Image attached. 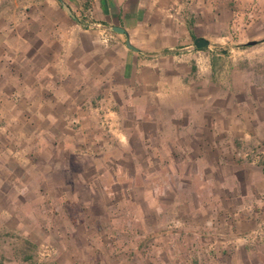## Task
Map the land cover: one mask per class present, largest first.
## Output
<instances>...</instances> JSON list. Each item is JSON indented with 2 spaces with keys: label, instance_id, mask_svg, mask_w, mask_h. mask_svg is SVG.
<instances>
[{
  "label": "rangeland",
  "instance_id": "obj_1",
  "mask_svg": "<svg viewBox=\"0 0 264 264\" xmlns=\"http://www.w3.org/2000/svg\"><path fill=\"white\" fill-rule=\"evenodd\" d=\"M3 1L27 17V0ZM80 1L77 15L87 5ZM200 1L196 37L210 41L220 64L190 162L178 163L185 156L169 149L160 165L151 132L144 143L133 137L137 158L105 154L107 174L98 178L88 159L82 176L75 167L59 180L34 172L25 182L1 178L0 264H264V0H204L212 12ZM217 12L223 22L209 23ZM8 118L0 114V130L15 146ZM109 121L101 134L120 147Z\"/></svg>",
  "mask_w": 264,
  "mask_h": 264
},
{
  "label": "crops",
  "instance_id": "obj_2",
  "mask_svg": "<svg viewBox=\"0 0 264 264\" xmlns=\"http://www.w3.org/2000/svg\"><path fill=\"white\" fill-rule=\"evenodd\" d=\"M77 1L27 0L21 19L0 0V114L12 121L10 137L19 139L8 145L0 130V154L15 155L11 161L0 156V179L25 182L34 172L59 180L65 168L75 167L82 176L86 159L98 178L107 174L100 172L105 154L120 150L137 158L133 137L144 143L143 133L151 132L157 133L160 165L169 149L185 156L178 163H189L212 113L205 101L212 100L220 64L195 46L203 22L193 21L194 0H86L78 7L81 17ZM199 5L212 12L208 2ZM220 16L207 20L222 23ZM83 20L96 26L89 29ZM106 121L118 130L120 147L101 134ZM41 158L45 168L38 167Z\"/></svg>",
  "mask_w": 264,
  "mask_h": 264
},
{
  "label": "water",
  "instance_id": "obj_3",
  "mask_svg": "<svg viewBox=\"0 0 264 264\" xmlns=\"http://www.w3.org/2000/svg\"><path fill=\"white\" fill-rule=\"evenodd\" d=\"M65 9H67L69 12H71V9L68 5H64ZM115 31L117 32H121V33H125V29L122 28V27H115L114 28ZM258 41H250L247 43L248 46H254L257 44ZM210 45V41L204 37H198L195 39V46L198 48V49H202V48H205L207 46ZM131 46V45H130ZM133 48V46H131ZM226 52V51H224Z\"/></svg>",
  "mask_w": 264,
  "mask_h": 264
},
{
  "label": "built area",
  "instance_id": "obj_4",
  "mask_svg": "<svg viewBox=\"0 0 264 264\" xmlns=\"http://www.w3.org/2000/svg\"><path fill=\"white\" fill-rule=\"evenodd\" d=\"M94 26H96V25H92V24H90V26H87V28L91 29V28H93ZM104 40H105V42H108V39H107V38H105Z\"/></svg>",
  "mask_w": 264,
  "mask_h": 264
},
{
  "label": "trees",
  "instance_id": "obj_5",
  "mask_svg": "<svg viewBox=\"0 0 264 264\" xmlns=\"http://www.w3.org/2000/svg\"><path fill=\"white\" fill-rule=\"evenodd\" d=\"M78 20V19H77ZM81 21V20H80ZM83 24L85 25V26H87V24H86V21L85 20H83ZM247 45V44H246ZM208 47L209 46H207V47H205V48H202V50H206V49H208Z\"/></svg>",
  "mask_w": 264,
  "mask_h": 264
}]
</instances>
